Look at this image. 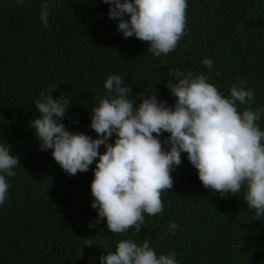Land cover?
Returning <instances> with one entry per match:
<instances>
[{
    "label": "trees",
    "instance_id": "trees-1",
    "mask_svg": "<svg viewBox=\"0 0 264 264\" xmlns=\"http://www.w3.org/2000/svg\"><path fill=\"white\" fill-rule=\"evenodd\" d=\"M42 3L0 0V142L19 163L6 178L9 195L0 206V264H99L121 239H147L158 255L175 251L178 264H264V217L248 208L243 188L226 197L204 188L187 153L171 173L173 187L161 193L164 211L145 214L139 233L114 234L106 219L95 223L91 207L96 161L87 172L68 174L52 150H40L30 126L40 117L33 99L46 88L71 101L62 119L67 130L98 138L89 127L92 107L111 74L123 77L137 104L138 94L158 90V100L174 105L166 85L173 80L169 70L178 69L207 74L224 96L243 81L255 92L250 107L264 108V0H188L186 35L159 58L147 42L117 31L119 19H109L103 0H57L47 27ZM206 57L214 61L211 69L202 65ZM258 123L264 130V114ZM168 135L160 137L165 149ZM170 222L182 229L175 236L168 234Z\"/></svg>",
    "mask_w": 264,
    "mask_h": 264
},
{
    "label": "clouds",
    "instance_id": "clouds-1",
    "mask_svg": "<svg viewBox=\"0 0 264 264\" xmlns=\"http://www.w3.org/2000/svg\"><path fill=\"white\" fill-rule=\"evenodd\" d=\"M24 2L14 0L16 5ZM103 3L109 5V19H119L117 31L124 38L135 36L147 42V51L154 57L175 51L186 35L188 0ZM56 5L57 0H43L40 21L45 27ZM202 65L211 69L214 61L206 57ZM169 71L173 80H168L166 87L176 98L174 105L158 100V90L138 94L141 102L137 104L123 77L109 75L103 85L104 97L92 107L89 127L98 134L95 139L67 130L62 119L71 101L63 95L53 98L42 89L33 99L40 117L30 124L39 138L40 150H52L54 160L70 175L87 172L96 161L90 185L94 197L91 207L97 210L95 223L106 219L107 229L114 234L129 229L139 233L145 214L151 217L164 211L161 193L173 187L171 173L181 164L182 153H187L198 170L204 188L222 197L238 194L243 188L248 208L264 217V130L258 123L264 108L250 107L255 102L254 90L240 81L224 96L203 72ZM220 75L217 71L216 76ZM238 105L248 107L240 111ZM162 133L170 134L163 140L170 145L168 149L162 147ZM17 165L18 157L11 153V146L0 142V206L9 195L6 178L16 175ZM167 229L175 236L180 226L170 222ZM106 253L99 264H178L175 251L158 255L147 239L142 243L121 239L114 252Z\"/></svg>",
    "mask_w": 264,
    "mask_h": 264
}]
</instances>
